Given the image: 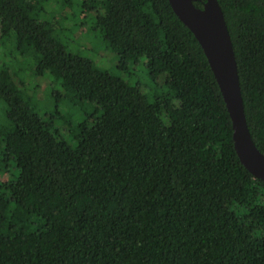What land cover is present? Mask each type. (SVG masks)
Instances as JSON below:
<instances>
[{
	"label": "trees",
	"instance_id": "obj_1",
	"mask_svg": "<svg viewBox=\"0 0 264 264\" xmlns=\"http://www.w3.org/2000/svg\"><path fill=\"white\" fill-rule=\"evenodd\" d=\"M47 1L0 0V264H264V181L241 163L208 60L168 0H83L80 12L118 71L146 61L153 100L70 52ZM218 2L264 154V0ZM26 71L92 104L73 144L58 111L40 115L29 94L41 88L13 80Z\"/></svg>",
	"mask_w": 264,
	"mask_h": 264
},
{
	"label": "water",
	"instance_id": "obj_2",
	"mask_svg": "<svg viewBox=\"0 0 264 264\" xmlns=\"http://www.w3.org/2000/svg\"><path fill=\"white\" fill-rule=\"evenodd\" d=\"M179 20L200 44L229 112L235 151L247 171L264 181V154L256 147L246 119L238 65L224 12L218 0H168Z\"/></svg>",
	"mask_w": 264,
	"mask_h": 264
},
{
	"label": "rangeland",
	"instance_id": "obj_3",
	"mask_svg": "<svg viewBox=\"0 0 264 264\" xmlns=\"http://www.w3.org/2000/svg\"><path fill=\"white\" fill-rule=\"evenodd\" d=\"M66 3H70L68 8H59L54 6L55 3H59L60 0H53L46 2L44 7L45 15H55L58 20V32L60 33L64 44L67 49L75 54H81L82 56L92 59L100 68L116 74L125 79L131 85L140 86L142 92L150 99L156 96L158 91L155 85L152 83L148 69L146 67V61L144 59L138 61L135 64H131L128 72H120L117 70L118 60L113 53L104 51L100 48V41L97 35L90 34V24L87 20L81 19L84 17L80 14L82 9L83 0H63ZM85 1V0H84ZM56 8L59 10L57 11ZM57 12V14H56ZM68 17L67 19H64ZM83 25L82 28L77 26ZM14 52V48L12 47ZM3 54V50L0 48V55ZM13 80L19 84L24 83L28 87H33L35 84L41 88L42 92L37 95L29 94L33 99L35 98L36 106L39 109L41 116L56 114V111L60 113V116L56 121L54 120L53 126L57 128L68 143L73 144V138L70 133L72 127H75L83 120L86 113L92 110V104L85 105L84 107L76 106L73 101L63 99V90L57 83H54L47 76L35 78L30 71L22 72L18 76H13ZM24 85V86H25ZM22 86V87H24ZM161 87V85H159ZM60 97V101L57 103V99ZM34 99V100H35ZM0 163V168H1ZM7 177H3L0 172V184L1 180L5 181Z\"/></svg>",
	"mask_w": 264,
	"mask_h": 264
}]
</instances>
